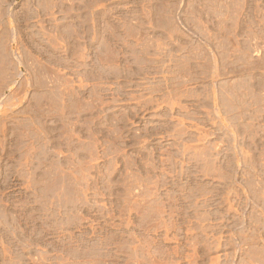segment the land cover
Here are the masks:
<instances>
[{
  "label": "rangeland",
  "instance_id": "obj_1",
  "mask_svg": "<svg viewBox=\"0 0 264 264\" xmlns=\"http://www.w3.org/2000/svg\"><path fill=\"white\" fill-rule=\"evenodd\" d=\"M0 264H264V0H0Z\"/></svg>",
  "mask_w": 264,
  "mask_h": 264
}]
</instances>
